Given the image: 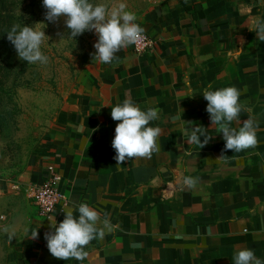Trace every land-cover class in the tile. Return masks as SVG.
Masks as SVG:
<instances>
[{
	"label": "crops",
	"instance_id": "1",
	"mask_svg": "<svg viewBox=\"0 0 264 264\" xmlns=\"http://www.w3.org/2000/svg\"><path fill=\"white\" fill-rule=\"evenodd\" d=\"M137 18L153 48H123L111 65L96 60L61 103L27 172L0 180L1 264H234L241 249L264 261V41L254 32L264 0H163ZM209 84L240 90L248 109L241 123L251 116L258 128L255 148L225 149L202 96ZM125 99L158 108L149 126L161 134L151 158L118 164L111 108ZM196 126L212 137L202 149L184 135ZM50 166L66 200L57 226L80 203L118 226L91 241L83 261L50 254L44 237L54 229L23 192L47 181ZM186 176L199 178L195 189L183 185Z\"/></svg>",
	"mask_w": 264,
	"mask_h": 264
},
{
	"label": "clouds",
	"instance_id": "2",
	"mask_svg": "<svg viewBox=\"0 0 264 264\" xmlns=\"http://www.w3.org/2000/svg\"><path fill=\"white\" fill-rule=\"evenodd\" d=\"M43 6L47 9L45 19L49 22H56L61 16L66 17L65 24L71 39L75 40L84 32L94 30L98 42L94 44L96 52L93 59L103 64L118 62L116 53L139 44L145 38L144 29L137 23L136 14L128 11L123 2L109 7L106 4H93L91 0H43ZM38 24L42 23L36 25ZM254 32L260 41H264V20H256ZM6 34L21 61L27 64L48 63L49 57L41 50L45 39H49L44 30H38L35 26L13 24ZM211 89L212 85L209 84L202 96L208 102L206 111L210 115L211 124L223 135L225 149L241 152L255 148L258 145V128L251 116L241 123V112L248 109L240 102V90L234 86ZM158 113V108L141 110L131 99H125L111 108V118L119 122L112 141L118 164L133 158H151L154 152L159 151L157 139L161 129L149 126L150 122L158 119ZM175 119L177 118L173 117ZM234 121L241 126L233 127ZM193 123L187 122L189 126ZM207 131L203 126L192 127L191 130L187 127L184 135L188 137V144H195L202 149L212 139ZM201 137L204 138L203 142ZM182 183L188 189H195L199 178L186 176ZM74 211H78V218L74 216ZM48 221L54 231L45 234L47 248L54 258L61 261H83L88 256L85 248L91 241L102 240L107 233L118 227L111 223L108 213H104L102 217L100 212L90 208L87 203H80L75 209H69L58 226L55 216H50ZM30 239H38V230L31 232ZM233 261L234 264H264L251 249L237 251Z\"/></svg>",
	"mask_w": 264,
	"mask_h": 264
},
{
	"label": "rangeland",
	"instance_id": "3",
	"mask_svg": "<svg viewBox=\"0 0 264 264\" xmlns=\"http://www.w3.org/2000/svg\"><path fill=\"white\" fill-rule=\"evenodd\" d=\"M161 1L91 0L109 7L123 2L136 16ZM46 12L43 0H0V180L16 181L27 172L61 103L79 88L96 61L94 30L71 39L66 17L49 22ZM13 24L44 30L49 37L41 45L49 57L46 65L19 59L6 34ZM4 223L0 229L7 228ZM4 246L0 237V248ZM4 255L0 253V264Z\"/></svg>",
	"mask_w": 264,
	"mask_h": 264
},
{
	"label": "built area",
	"instance_id": "4",
	"mask_svg": "<svg viewBox=\"0 0 264 264\" xmlns=\"http://www.w3.org/2000/svg\"><path fill=\"white\" fill-rule=\"evenodd\" d=\"M144 40L133 46V52L137 55H143L150 51L154 46L151 37L144 33ZM51 177L40 185H28L24 194L28 201L35 207L38 215L43 219L59 214L66 206V200L56 187L57 176L52 166L47 168Z\"/></svg>",
	"mask_w": 264,
	"mask_h": 264
}]
</instances>
